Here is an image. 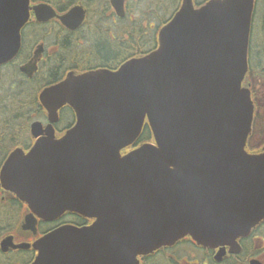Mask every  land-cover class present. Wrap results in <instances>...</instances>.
I'll use <instances>...</instances> for the list:
<instances>
[{
	"label": "water",
	"instance_id": "obj_1",
	"mask_svg": "<svg viewBox=\"0 0 264 264\" xmlns=\"http://www.w3.org/2000/svg\"><path fill=\"white\" fill-rule=\"evenodd\" d=\"M120 9L119 0H114ZM254 0H183L159 31V46L117 70L96 69L44 88L48 124L30 126V151L14 149L0 186L25 203L21 228L38 235L39 221L65 213L93 219L63 226L30 242H1L3 252L33 248L32 264H140L139 256L190 236L199 245L233 244L264 220V147L246 150L255 106L243 82ZM32 10L46 4L0 0V66L22 49ZM81 8L60 17L69 28ZM43 52L20 67L32 77ZM70 106L76 124L57 139L54 125ZM148 121L154 143L122 155Z\"/></svg>",
	"mask_w": 264,
	"mask_h": 264
},
{
	"label": "flooded vegetation",
	"instance_id": "obj_2",
	"mask_svg": "<svg viewBox=\"0 0 264 264\" xmlns=\"http://www.w3.org/2000/svg\"><path fill=\"white\" fill-rule=\"evenodd\" d=\"M207 1L209 0H195L199 4ZM260 1L264 3V0H256V3ZM182 2L183 0H119L120 9H118L114 0H30L31 6L49 5L55 11L56 16L42 22L37 19L32 10L30 20L22 31V51L9 65L22 66L28 63L34 57L38 47L42 45L43 52L38 62L39 69L29 79L39 77L41 81L46 80L54 67L57 68V74H62L58 81L65 79L70 72L78 74L87 72L89 70L83 65L87 66L95 60L93 50L97 51V57L104 52L106 60H112L115 56L114 68L116 69L130 58L143 55L148 44L152 49L156 47L160 28L157 19L163 18L162 21L164 18L165 20L171 19L179 11ZM77 8L82 9L84 18L76 28H69L60 17L71 11H74L73 16H75ZM82 12L77 15V18L81 17ZM259 45L263 46L261 40ZM260 55L262 57L263 48H260ZM258 61L257 67L251 72L253 83L249 86L256 110L259 111L261 104L264 103L262 100L259 102L263 94L259 88H264V81L260 76L264 65L261 58ZM80 66L85 69L78 70ZM256 77L258 79L255 81ZM76 120L74 110L69 106L63 107L60 110V120L54 126L57 138H61L74 127ZM35 141L30 138L21 147L28 152ZM138 145L139 143L134 144L131 149H136ZM15 146L10 147L9 144L2 150L0 145V172ZM12 201H15L13 202L15 204H21L22 207L25 205L13 193L0 186V202L8 205ZM93 222V219L68 212L56 221H39L38 231L40 236H43L63 226L71 225L82 228L92 225ZM14 230L15 228H10L4 233L5 235L14 234L16 243L31 242L34 239V237L28 239L16 237ZM4 236L1 238L3 239ZM2 239L0 240V251L6 260H10L12 264H32L34 262L37 252L32 247L3 252ZM139 261L140 264H264V221L247 236L239 238L233 244L203 246L187 236L174 246L163 247L149 255L140 256Z\"/></svg>",
	"mask_w": 264,
	"mask_h": 264
},
{
	"label": "trees",
	"instance_id": "obj_3",
	"mask_svg": "<svg viewBox=\"0 0 264 264\" xmlns=\"http://www.w3.org/2000/svg\"><path fill=\"white\" fill-rule=\"evenodd\" d=\"M252 51L254 58V50L252 49ZM92 54H94L95 60L87 66L83 65L85 68L95 69L101 65L108 68L115 67V56H113L112 60H106L104 52H101L98 57L96 56V50H93ZM23 56L24 53L22 54ZM83 66H80L78 70H84L85 68ZM56 70L57 68L54 67L49 72L48 79L41 81L39 77L35 79L27 78L19 71L17 64L0 68V145L2 150L9 144L10 147L24 144L21 140L22 134L28 130V123L31 121L34 111L38 112L40 118L43 117L44 112L38 100V92L45 85L54 84L59 80L62 74H57ZM261 76L264 77V70ZM152 139L151 129L149 125H146L138 143ZM12 203L5 205V203L0 202V240L5 235L4 232L6 230L19 227L20 221L22 220L24 207L21 204ZM16 222L18 223L16 224ZM0 264H12L10 260H6V257L3 256L1 251Z\"/></svg>",
	"mask_w": 264,
	"mask_h": 264
},
{
	"label": "rangeland",
	"instance_id": "obj_4",
	"mask_svg": "<svg viewBox=\"0 0 264 264\" xmlns=\"http://www.w3.org/2000/svg\"><path fill=\"white\" fill-rule=\"evenodd\" d=\"M260 5H258L257 10L255 12V16H254V24H253V36H254V53L256 54V49L259 47V44H257L255 42L256 39H263L264 40V31H263V14H264V8H263V4L260 1L259 3ZM163 18H158L157 20L162 21ZM165 19V18H164ZM160 25V24H159ZM152 49L150 47V45L148 44L146 51ZM50 50V49H49ZM7 70V69H6ZM5 70V71H6ZM261 108L260 111L258 112L257 115V121H256V125H255V129L254 132L249 140V144H248V149H255V148H260L263 144H264V104H261ZM40 115L38 114L37 111H34L32 114V119L31 121L28 123V125H30V123L35 120V119H39ZM42 121L46 122L45 119H42ZM29 126H28V130L26 132H24L22 134V141L25 143L27 142L28 137H30V133H29ZM178 251V250H177Z\"/></svg>",
	"mask_w": 264,
	"mask_h": 264
}]
</instances>
